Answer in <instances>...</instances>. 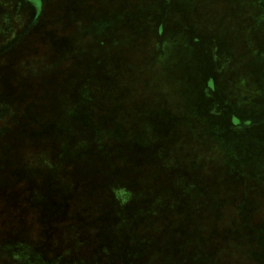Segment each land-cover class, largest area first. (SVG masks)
Returning a JSON list of instances; mask_svg holds the SVG:
<instances>
[{"label": "rangeland", "instance_id": "rangeland-1", "mask_svg": "<svg viewBox=\"0 0 264 264\" xmlns=\"http://www.w3.org/2000/svg\"><path fill=\"white\" fill-rule=\"evenodd\" d=\"M262 164L264 0H0V264L264 263Z\"/></svg>", "mask_w": 264, "mask_h": 264}, {"label": "crops", "instance_id": "crops-1", "mask_svg": "<svg viewBox=\"0 0 264 264\" xmlns=\"http://www.w3.org/2000/svg\"><path fill=\"white\" fill-rule=\"evenodd\" d=\"M232 119V118H231ZM233 121V119L231 120V122ZM258 168H264V164H262L261 166H259V167H257V168H255V170H257ZM240 233V232H239ZM248 234H246V233H240L238 236H241V238H239V239H241L242 241H244L245 243H250L249 242V239H247V236ZM246 245V244H245ZM264 261V253H263V257L261 258V259H259V262L260 261ZM252 264H256L255 262H252ZM260 264H264V263H261L260 262Z\"/></svg>", "mask_w": 264, "mask_h": 264}, {"label": "trees", "instance_id": "trees-1", "mask_svg": "<svg viewBox=\"0 0 264 264\" xmlns=\"http://www.w3.org/2000/svg\"><path fill=\"white\" fill-rule=\"evenodd\" d=\"M262 163V162H261ZM258 165V164H257ZM256 171V170H255ZM257 172V171H256ZM263 175H264V171L260 174V175H257L256 173L254 174V177H255V179H261L262 177H263Z\"/></svg>", "mask_w": 264, "mask_h": 264}]
</instances>
